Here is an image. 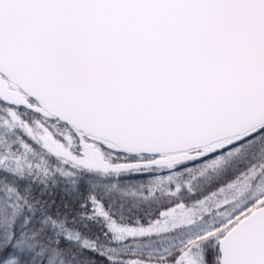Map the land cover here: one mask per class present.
Returning a JSON list of instances; mask_svg holds the SVG:
<instances>
[{
    "label": "snow or ice",
    "instance_id": "snow-or-ice-1",
    "mask_svg": "<svg viewBox=\"0 0 264 264\" xmlns=\"http://www.w3.org/2000/svg\"><path fill=\"white\" fill-rule=\"evenodd\" d=\"M0 264H264V0H0Z\"/></svg>",
    "mask_w": 264,
    "mask_h": 264
}]
</instances>
